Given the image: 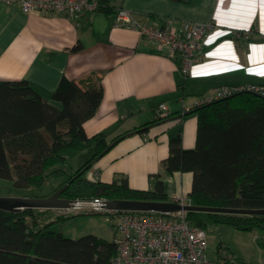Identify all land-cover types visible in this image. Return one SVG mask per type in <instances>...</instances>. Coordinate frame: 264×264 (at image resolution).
<instances>
[{"label": "crops", "instance_id": "crops-1", "mask_svg": "<svg viewBox=\"0 0 264 264\" xmlns=\"http://www.w3.org/2000/svg\"><path fill=\"white\" fill-rule=\"evenodd\" d=\"M103 3V11L73 18L59 12L26 14L19 5L0 1V83L27 81L50 101L64 77L83 89L101 84L104 98L97 114L84 124L87 136L106 133L111 144L128 132L139 128L144 132L115 143L86 178L103 184L125 181L132 190L149 191L154 189L152 176L162 174L167 202L189 201L193 173L165 175L163 162L170 157L171 137L182 133L183 148L195 149L198 115L184 117L183 113L216 88L264 84V0ZM120 10L131 12L146 25L169 19L211 24L202 60L185 76L177 58L118 22ZM161 104L168 106L169 119L158 121L156 109ZM90 153L93 150L68 155L69 166L65 163L61 168L74 173L81 167V158ZM55 179L57 187L41 197L52 196L66 178ZM49 211L54 210H42V214L60 216L59 211ZM60 232L80 238L70 228Z\"/></svg>", "mask_w": 264, "mask_h": 264}, {"label": "trees", "instance_id": "trees-1", "mask_svg": "<svg viewBox=\"0 0 264 264\" xmlns=\"http://www.w3.org/2000/svg\"><path fill=\"white\" fill-rule=\"evenodd\" d=\"M100 1L97 11H103ZM104 98L101 84L83 89L64 77L51 100L27 81L0 83V179L17 188H42L51 176L64 177L56 192L69 184L62 197L71 200L103 197L108 200L167 202L162 174H155L154 189L132 190L125 181L93 183L87 171L128 132L107 143L106 133L89 138L84 124L92 119ZM198 115L196 147L185 150L182 133L171 137L170 157L163 162L165 175L193 173L189 194L192 206L231 209H264V97L239 93L201 106L185 116ZM184 116V117H185ZM169 119L158 118V121ZM93 150L92 157L74 173L62 167L67 157ZM42 210H0V264H111L114 241L95 235L69 238L56 225L77 216L44 221ZM188 219L208 230L229 226L238 231L264 234V216L189 212ZM264 247V239L259 241ZM220 258L236 257L220 244Z\"/></svg>", "mask_w": 264, "mask_h": 264}, {"label": "built area", "instance_id": "built-area-1", "mask_svg": "<svg viewBox=\"0 0 264 264\" xmlns=\"http://www.w3.org/2000/svg\"><path fill=\"white\" fill-rule=\"evenodd\" d=\"M9 5H19L24 13H65L70 17H80L96 12L99 0H0ZM117 20L129 29L138 30L147 40L160 50H167L172 58H177L181 70L187 76L192 67L203 57L202 48L211 24L189 21L166 20L154 25H146L134 18L126 10H120ZM253 93L264 97V84H242L222 86L212 90L200 100L197 106L216 100L229 98L239 93ZM168 106L161 104L156 116L167 118ZM189 110H187L188 112ZM108 199L103 197L74 200L68 210H84L92 213L112 214L115 228L114 242L116 255L111 264H249L238 257H209V232L188 219V212H118L106 209ZM186 205L189 201L174 199Z\"/></svg>", "mask_w": 264, "mask_h": 264}, {"label": "rangeland", "instance_id": "rangeland-1", "mask_svg": "<svg viewBox=\"0 0 264 264\" xmlns=\"http://www.w3.org/2000/svg\"><path fill=\"white\" fill-rule=\"evenodd\" d=\"M189 112V111H188ZM187 111L183 113L185 116ZM93 153L82 157L79 163L83 165L92 157ZM65 166H69L67 163ZM64 166V167H65ZM71 170V168H68ZM77 170V169H76ZM73 171V170H71ZM75 172V170H74ZM55 176L49 181L48 185L42 188H17L12 181L0 179V197H41L46 191L56 188ZM59 188V186H58ZM57 188V189H58ZM56 189V190H57ZM55 190V192H56ZM53 192V194L55 193ZM52 194V195H53ZM50 197V196H49ZM97 198V197H95ZM71 200V199H70ZM77 200V199H75ZM84 200V199H80ZM74 201V200H72ZM190 204V202L188 203ZM59 211L58 215L71 217L80 216L76 219L66 221L65 224L60 223L56 225L57 231H64L66 228L76 231V235L83 237L93 233L95 236L104 239L106 241H114L115 228L113 226L112 214L110 213H92L82 210H54ZM56 216V215H55ZM42 219L46 222L52 218H59V216L52 217L42 214ZM209 232V257L217 259L218 250L220 244L228 245L232 250L235 251L236 257L242 260H246L249 264H264V247L259 244V241L264 239V234L260 231L243 232L238 231L229 226H211L208 227Z\"/></svg>", "mask_w": 264, "mask_h": 264}, {"label": "water", "instance_id": "water-1", "mask_svg": "<svg viewBox=\"0 0 264 264\" xmlns=\"http://www.w3.org/2000/svg\"><path fill=\"white\" fill-rule=\"evenodd\" d=\"M69 184L59 189L50 197H0V210L7 212H21L26 209L37 210H65L72 207V200L62 197L63 192ZM107 210L118 212H158L174 213L178 211L186 212H206L225 215H245L264 216L262 210L231 209L216 207H200L192 205H182L178 202H150L131 200H109Z\"/></svg>", "mask_w": 264, "mask_h": 264}, {"label": "bare ground", "instance_id": "bare-ground-1", "mask_svg": "<svg viewBox=\"0 0 264 264\" xmlns=\"http://www.w3.org/2000/svg\"><path fill=\"white\" fill-rule=\"evenodd\" d=\"M109 201V200H108ZM186 205H191V204H186Z\"/></svg>", "mask_w": 264, "mask_h": 264}]
</instances>
